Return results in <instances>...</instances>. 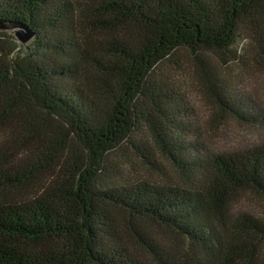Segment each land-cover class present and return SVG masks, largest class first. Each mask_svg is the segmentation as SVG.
Listing matches in <instances>:
<instances>
[{
    "label": "trees",
    "instance_id": "obj_1",
    "mask_svg": "<svg viewBox=\"0 0 264 264\" xmlns=\"http://www.w3.org/2000/svg\"><path fill=\"white\" fill-rule=\"evenodd\" d=\"M0 24L34 34L0 28V264H264V215L234 206L264 198V136L212 150L178 84L190 72L213 116L264 134L224 76L264 66V0H0Z\"/></svg>",
    "mask_w": 264,
    "mask_h": 264
},
{
    "label": "rangeland",
    "instance_id": "obj_2",
    "mask_svg": "<svg viewBox=\"0 0 264 264\" xmlns=\"http://www.w3.org/2000/svg\"><path fill=\"white\" fill-rule=\"evenodd\" d=\"M9 30H11L12 34L16 31L10 28ZM29 42L30 41L26 44ZM236 45L240 53L245 56L248 49L246 40L239 37ZM224 76L228 77L227 82L232 86L243 83L244 95L249 96L259 108L264 110V66L253 65L250 62H246L243 65L231 66L229 70H224ZM178 84L183 89V95L187 97L189 105L198 115L197 120L201 122V126L203 127L205 144L209 145L212 150L241 149L258 143L264 136L260 129L247 128L238 125L231 119H225L224 121L213 116L212 111L216 109L213 107L212 103L210 104V100L206 96L199 94L200 90L196 85L194 76H192L190 72L182 74ZM217 120L220 121L221 124L217 123ZM120 158L119 156L115 158V155H112L108 158L107 163L120 166ZM130 159L134 158H126L124 161L127 162V165L122 169L136 172L137 177H142L159 184L168 182L184 183V177L181 176L179 170L166 159L159 158L158 168L155 169L140 164L136 159L130 162ZM116 175H118V173L115 174V177ZM126 176V174H123L122 179ZM234 206L237 209L253 212L258 216L264 215V198L250 191L241 193V197L236 201ZM146 227L168 243L178 247L185 246V239L177 235L169 234L150 224H147Z\"/></svg>",
    "mask_w": 264,
    "mask_h": 264
},
{
    "label": "water",
    "instance_id": "obj_3",
    "mask_svg": "<svg viewBox=\"0 0 264 264\" xmlns=\"http://www.w3.org/2000/svg\"><path fill=\"white\" fill-rule=\"evenodd\" d=\"M20 27V28H18ZM0 28H7V29H13V30H16L14 32V35L16 37V39L22 43V44H26L28 41H30V39L33 37V32H31L29 29L27 28H21L20 25H4V24H0Z\"/></svg>",
    "mask_w": 264,
    "mask_h": 264
}]
</instances>
